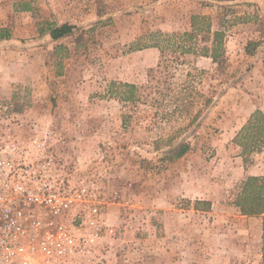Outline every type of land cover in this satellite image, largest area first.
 Masks as SVG:
<instances>
[{"label": "rangeland", "instance_id": "obj_1", "mask_svg": "<svg viewBox=\"0 0 264 264\" xmlns=\"http://www.w3.org/2000/svg\"><path fill=\"white\" fill-rule=\"evenodd\" d=\"M1 29L0 128L47 126L64 172L103 187L114 234L94 264H262L264 215L235 202L264 179V146L236 142L264 113V0H0Z\"/></svg>", "mask_w": 264, "mask_h": 264}, {"label": "built area", "instance_id": "obj_2", "mask_svg": "<svg viewBox=\"0 0 264 264\" xmlns=\"http://www.w3.org/2000/svg\"><path fill=\"white\" fill-rule=\"evenodd\" d=\"M51 136L0 128V264H94L114 234L103 187L66 174Z\"/></svg>", "mask_w": 264, "mask_h": 264}, {"label": "trees", "instance_id": "obj_3", "mask_svg": "<svg viewBox=\"0 0 264 264\" xmlns=\"http://www.w3.org/2000/svg\"><path fill=\"white\" fill-rule=\"evenodd\" d=\"M24 10H29V8H24ZM208 18L193 16V31L201 32L203 28L201 26L206 25V21ZM201 23V24H200ZM209 27V24H208ZM75 26L65 23L63 25H54L49 26L47 32L50 37L58 41L61 38L72 34ZM210 30V28H209ZM189 36H193V34H188ZM10 38V32L7 29L0 30V39L8 40ZM222 39L223 32L217 31L213 34L212 48L209 54V57L213 59L215 63L221 65V59L223 56L222 49ZM208 55V53H206ZM128 91H126L127 98L124 99L126 101H140L141 97L138 96L135 99V92L140 88L133 84H125L123 85ZM179 107V106H178ZM256 130L254 133L253 131ZM264 113L261 111L255 112L247 124L242 128L241 132L238 134L236 142L243 148V153L251 151L250 149L260 148L264 146ZM244 140V141H243ZM190 150V145L184 144L179 150L175 153H171L170 160H174L177 158H181ZM204 205L206 207H210V202H197V206ZM235 206L238 207L244 216L248 217H261L264 215V179L258 176H249L242 185L241 193L237 196ZM264 217V216H263ZM263 233H264V218H263ZM264 238V234H263ZM263 253H264V244H263ZM262 264H264V256Z\"/></svg>", "mask_w": 264, "mask_h": 264}]
</instances>
